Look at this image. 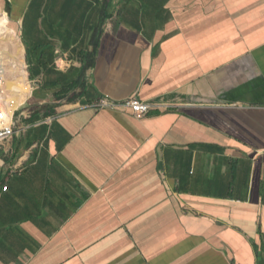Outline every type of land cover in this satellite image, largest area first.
<instances>
[{"label": "crops", "instance_id": "obj_1", "mask_svg": "<svg viewBox=\"0 0 264 264\" xmlns=\"http://www.w3.org/2000/svg\"><path fill=\"white\" fill-rule=\"evenodd\" d=\"M0 12L37 96L0 147V264H264V0ZM131 96L174 107L93 106Z\"/></svg>", "mask_w": 264, "mask_h": 264}, {"label": "built area", "instance_id": "obj_2", "mask_svg": "<svg viewBox=\"0 0 264 264\" xmlns=\"http://www.w3.org/2000/svg\"><path fill=\"white\" fill-rule=\"evenodd\" d=\"M6 72L3 68V74H0V87H5ZM32 83V81H29ZM7 86V85H6ZM5 91L4 89L0 90ZM3 92L0 93V147L9 141L16 133L17 124L22 112L21 106L13 111H9L6 100L3 98ZM23 106V105H22ZM96 108H112L117 109L121 107H130L135 116L142 117L155 107H174V103L170 100L159 99L157 101L142 100L139 97L131 96L124 101H115L112 99L104 98L93 105Z\"/></svg>", "mask_w": 264, "mask_h": 264}, {"label": "rangeland", "instance_id": "obj_3", "mask_svg": "<svg viewBox=\"0 0 264 264\" xmlns=\"http://www.w3.org/2000/svg\"><path fill=\"white\" fill-rule=\"evenodd\" d=\"M0 16L8 19V17L4 13L0 12ZM8 21H9V19H8ZM10 28L14 32L13 35L8 28V24H0V66H2V68H4V70L6 72L5 87H0V90H2V89L7 90V96L12 93V91L9 90L6 86L8 83V80H15L17 78H20L19 70H16V72H15L14 69H12V67H15V66L20 64L21 49L18 51L16 50L18 47H20L17 44V42H19V40L17 39V35H16L17 33L15 30V27L11 23H10ZM11 38L13 39L12 50L9 47V42L12 41ZM15 55H16V57H15ZM24 65L26 67L25 59H24ZM24 73L26 75L25 90H24V84H23L24 81L21 80V85L19 88L16 89L17 94H15V96L17 97L20 95L21 96L20 99H24V98L26 99V101L22 104L23 106L20 105L21 108L26 111L28 108L34 107L37 104L36 103L37 102V100H36L37 96H36L35 86L33 85V83L29 82V81H31L30 77H29V73L27 72V70L26 71L24 70ZM0 93H1V91H0ZM16 97H15V100H16ZM3 98H4V100H6L7 105L11 106V104H10L11 98L10 99L7 98L4 94H3Z\"/></svg>", "mask_w": 264, "mask_h": 264}, {"label": "bare ground", "instance_id": "obj_4", "mask_svg": "<svg viewBox=\"0 0 264 264\" xmlns=\"http://www.w3.org/2000/svg\"><path fill=\"white\" fill-rule=\"evenodd\" d=\"M0 74L2 75L3 74V68H2V66H0ZM23 79V84H24V90H25V82H26V75H25V73H24V76H22L21 78H18L16 81H14V82H10L9 83V85L10 86H12V87H14L15 89H17V88H19L20 87V85H21V80ZM8 88V87H7ZM3 93H4V95L7 97V98H9V96H7V90H5V91H2ZM1 92V93H2ZM20 95L19 96H17L16 97V100H15V98H11L10 99V104H11V106H10V112L12 113L13 111H15L20 105H22L25 101H26V99L24 98V99H20Z\"/></svg>", "mask_w": 264, "mask_h": 264}]
</instances>
